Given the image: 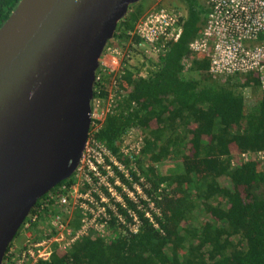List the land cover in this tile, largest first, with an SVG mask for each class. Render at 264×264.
Here are the masks:
<instances>
[{"label": "trees", "instance_id": "trees-1", "mask_svg": "<svg viewBox=\"0 0 264 264\" xmlns=\"http://www.w3.org/2000/svg\"><path fill=\"white\" fill-rule=\"evenodd\" d=\"M19 1L0 0V27ZM185 1L180 32L153 55L143 52L133 32L145 5L142 0L130 5L104 48L114 40L128 46L121 69L112 74L100 63L93 86L92 110L96 99L109 100L93 135L126 165L133 156L148 184L144 192L153 200L154 222L136 211L140 226L131 234L113 217L103 234L90 232L34 264H264V165L242 156L264 149L261 74H211L207 57L191 49L203 33L207 9L196 0ZM130 52L149 62L144 72L129 64ZM246 89L252 90L250 100ZM134 129L144 133L135 156L121 152ZM72 182L69 177L54 188ZM52 209L46 206L44 212L52 214ZM71 226H79L77 215ZM12 242L2 264H16L15 253L7 255Z\"/></svg>", "mask_w": 264, "mask_h": 264}, {"label": "water", "instance_id": "water-1", "mask_svg": "<svg viewBox=\"0 0 264 264\" xmlns=\"http://www.w3.org/2000/svg\"><path fill=\"white\" fill-rule=\"evenodd\" d=\"M140 0H20L0 27V264L36 201L77 167L96 70Z\"/></svg>", "mask_w": 264, "mask_h": 264}, {"label": "built area", "instance_id": "built-area-1", "mask_svg": "<svg viewBox=\"0 0 264 264\" xmlns=\"http://www.w3.org/2000/svg\"><path fill=\"white\" fill-rule=\"evenodd\" d=\"M204 1L207 5L205 24L202 35L191 43L193 52L207 57L209 72L213 75L235 76L258 72L264 85V0ZM178 18L177 14L163 7L153 9L140 18L133 32L145 54L158 53L178 35ZM105 51L111 54L113 65L119 67L125 52L111 47ZM100 63L110 71L117 70ZM100 101H94L91 111L94 126L88 132L81 159L70 176L72 184H62L48 191L36 210L29 212L22 222L24 242L19 247L12 244L7 252L8 256L15 253L16 264H34L39 259H49L55 249L67 250L77 239L90 232L103 234L113 217L117 225H122L131 234H135L140 226L136 211L145 212V216L154 222V203L144 192L148 184L140 176L135 159L129 155L140 153L142 138H139L142 143L121 149L130 156L129 165L112 154L93 135L99 127L96 121H101L109 108L106 107L101 117H96L94 108ZM242 156L256 158L264 165V149L246 152ZM133 173L139 177L138 180L134 179ZM127 201L134 208L129 207ZM46 206L52 207L54 212L46 214ZM121 210H125L131 220H127ZM76 215L79 226L75 229L71 221Z\"/></svg>", "mask_w": 264, "mask_h": 264}, {"label": "rangeland", "instance_id": "rangeland-1", "mask_svg": "<svg viewBox=\"0 0 264 264\" xmlns=\"http://www.w3.org/2000/svg\"><path fill=\"white\" fill-rule=\"evenodd\" d=\"M142 2L145 5L144 15L147 12H149L153 9H156L158 7L166 8L167 10L174 12L178 16L185 14V12H186L185 5H183L182 2H180L179 0H142ZM202 3H203L202 0H200V4H202ZM108 47L118 48L119 50H121L122 52H125V54H126L127 53L126 48L128 46L121 45L120 43H118L117 41L114 40L113 42H111V44ZM110 55L111 54H109V52L105 51L104 54L101 56L100 61L106 65H111V67L116 68L117 70L112 71V74H116L117 71H119L121 68H120V66L118 67V66L113 65ZM129 57H130L129 64L141 67V70L143 72L149 66V62L146 59H144L143 56L141 55V53H139V52H136V53L130 52ZM188 65H186V66H188ZM112 92H113V90L110 89V97H111V95H113ZM251 94H252L251 89L245 90V95H246L247 100H250ZM108 106H109V100L105 101V104H104V102L100 101V103L97 106H95V108H94V115L96 117L97 116L101 117L102 113L106 112V107H108ZM142 137H144V133L142 131H140L139 129H134L127 134V136L125 137V139L123 141L122 147L134 146V145H136L137 142H141L139 140V138H142ZM167 163H171V161H169ZM158 168L161 170L167 171V170H171V165H167L165 167H164V165H159ZM40 227H42L41 224H40ZM24 237H25V232L23 230H20V232H18L17 235L14 237L12 243L14 245H16L17 247H19L24 242Z\"/></svg>", "mask_w": 264, "mask_h": 264}, {"label": "flooded vegetation", "instance_id": "flooded-vegetation-1", "mask_svg": "<svg viewBox=\"0 0 264 264\" xmlns=\"http://www.w3.org/2000/svg\"><path fill=\"white\" fill-rule=\"evenodd\" d=\"M180 2H182V4L183 5H185V7H186V12H187V3H186V1L185 0H179ZM196 1H198V3H200V0H196ZM202 5H203V7H205L206 9H207V5H206V3H205V1L204 0H202ZM185 12V13H186Z\"/></svg>", "mask_w": 264, "mask_h": 264}]
</instances>
